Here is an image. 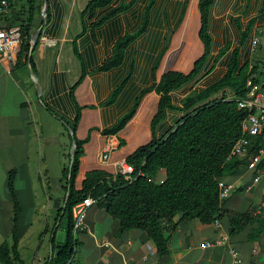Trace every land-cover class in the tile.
<instances>
[{
    "label": "crops",
    "instance_id": "1",
    "mask_svg": "<svg viewBox=\"0 0 264 264\" xmlns=\"http://www.w3.org/2000/svg\"><path fill=\"white\" fill-rule=\"evenodd\" d=\"M90 1L36 0L31 37L41 33L31 57L35 72L29 56L20 68L18 54L13 62L0 58V235L9 238L4 242L12 245L13 203L8 181L9 173L16 170L14 187L22 209L18 225L22 264H46L50 260L51 231L67 195L64 155L68 148L72 153L73 140L71 129L56 114L74 122L79 115L77 106L81 107L76 135L86 143L79 184L92 170L114 174L113 163L126 160L141 146L175 129L186 113L182 102L187 96L211 91L192 109L218 99H233L230 87L212 88L223 80L234 59L240 67L253 69L251 77L257 83L264 82V0H213L207 20V51L200 39L201 0H155L147 31L127 48L123 64L106 72L99 68L111 57L121 37L140 28L150 0H114L108 8L88 13L83 22L81 13ZM9 3L0 27L20 28L27 17L26 0ZM131 3L128 11L95 29L91 27L112 9ZM75 43L87 72L81 83L82 63L75 55ZM202 59L194 72L195 64ZM132 65L133 75L117 101L103 106ZM169 71L194 74L170 93L172 107L153 125L162 96L156 87ZM140 97L135 117L115 136L120 146L109 163L104 162L102 154L110 136L103 131L116 125ZM29 146L40 149L36 169L31 166ZM53 167L58 170L53 172ZM253 176L254 171L247 165L224 170L219 183L232 186L234 192L223 202L224 213L216 222L204 225L195 219L184 220L182 214L164 221L169 236V254L165 257H160L144 231L120 233V222L107 213L104 203L97 201L75 232L77 243L69 264H235L233 252L241 258L240 264H264V195L262 187L253 183ZM165 180L166 171L162 169L154 181ZM247 212L255 221L233 234L230 214ZM32 231L40 232L38 242L32 240L33 244ZM222 239L224 245L215 244Z\"/></svg>",
    "mask_w": 264,
    "mask_h": 264
},
{
    "label": "trees",
    "instance_id": "2",
    "mask_svg": "<svg viewBox=\"0 0 264 264\" xmlns=\"http://www.w3.org/2000/svg\"><path fill=\"white\" fill-rule=\"evenodd\" d=\"M113 1L91 0L81 13L83 22L88 13L93 15L98 9H106L111 6ZM212 1L201 0L200 2L202 22L200 39L205 45L206 51L210 42L207 33V20ZM154 2L155 0H150L147 5L140 28L134 33L125 34L115 43L111 57L99 68L100 72L110 71L123 64L127 48L147 31ZM26 3L27 17L20 26L23 42L18 52V68L28 62L30 45H27L26 42L31 39V24L36 11V0H26ZM132 5L133 3L122 4L112 9L102 20L92 24L91 27L95 29L105 21L128 11ZM46 11L47 17H49L48 10ZM85 30L86 26L84 25ZM74 49L76 57L82 63V77L79 82L81 83L87 72L76 43ZM202 61L203 59L195 64L194 72L199 68ZM30 63L35 72L31 59ZM194 72L191 75H184L180 72L169 71L163 75L156 87L157 92L162 96L153 125L164 118L167 108L172 107L170 93L188 82ZM252 74L253 69H249L248 65L240 67L237 59H234L223 80L212 88L215 90L230 87L234 91L233 99H218L192 109L194 105L204 100L211 91L205 94L195 93L187 96L182 102V110L186 113L177 122L175 129L168 131L161 139L154 138L126 159L127 163L135 167L136 174L140 171L144 174L132 183L127 182L120 175L115 177L113 174L102 170H92L85 175L81 183L77 184L80 159L84 154L83 146L86 143V141L78 139L76 135L81 118V107L77 106L79 115L74 122L56 114L66 125V128L74 132L76 148L74 155L72 153L69 155L72 166L66 167L63 171V179L66 183L64 188L69 197L65 206L60 209L55 227L51 231L53 255L46 264L70 263L77 243L73 208L88 196H92L96 201L105 204L107 213L120 222V233L133 229L144 231L155 243L160 257L169 254V236L163 233L164 221H170L178 214H182L184 220L195 219L204 225L216 222L224 213L223 202L220 200V175L226 169L247 165L245 160L233 159L232 162H229L231 161L229 156L234 145L243 136L242 123L251 113L239 109L237 100L246 97L247 80ZM132 75L133 65L103 106H111L117 101ZM262 87L264 88V82ZM75 88H72L73 98ZM140 101L141 97L116 125L103 131V134L116 136L123 131L135 117ZM263 137L264 133L255 139L250 149L251 154L264 147ZM70 138L73 140L71 135ZM162 169L166 171V180L163 183H157L154 181V177ZM16 174V170L9 173L8 194L13 203L11 217L13 243L9 245V243L4 242L0 245V262L3 264H22L18 251V225L22 209L14 187ZM255 219L250 212L230 214L232 233L241 232ZM63 221H66V242L58 245L56 232ZM45 233L46 231L41 234V238Z\"/></svg>",
    "mask_w": 264,
    "mask_h": 264
},
{
    "label": "built area",
    "instance_id": "3",
    "mask_svg": "<svg viewBox=\"0 0 264 264\" xmlns=\"http://www.w3.org/2000/svg\"><path fill=\"white\" fill-rule=\"evenodd\" d=\"M10 0H0V21L8 14ZM22 33L19 27H0V58L13 62L17 56L22 45ZM257 44V39L253 42ZM247 94L243 99H238V107L241 110H247L251 113L242 123L243 136L231 150L229 160H245L247 166L254 171L253 183L262 187L264 195V147H261L256 153L251 154L250 149L253 146L255 139L264 133V88L260 83H257L252 77L247 80ZM264 140V137H263ZM120 141L115 136L107 138V142L102 154V160L108 162L111 154L118 149ZM115 168L114 176H123L124 179L132 183L139 176H144L140 171L136 174L135 167L126 160H121L113 163ZM151 180V179H150ZM232 186L220 183V200L226 201L233 193ZM97 201L88 196L81 203L73 208V218L75 222V232H77L84 224L85 214L87 210L93 206ZM168 234L166 228L163 231ZM217 245H224L225 240L216 241ZM208 246L214 245L213 243L207 244ZM232 258L235 264L242 263L241 258L237 253L233 252Z\"/></svg>",
    "mask_w": 264,
    "mask_h": 264
},
{
    "label": "rangeland",
    "instance_id": "4",
    "mask_svg": "<svg viewBox=\"0 0 264 264\" xmlns=\"http://www.w3.org/2000/svg\"><path fill=\"white\" fill-rule=\"evenodd\" d=\"M20 150H21V153L24 152V150H22L21 148H20ZM70 154H71V148H68L66 150L65 155H64L66 160H67L66 167L70 166V157H69ZM39 155H40L39 146H29V157H30L31 166H32L33 169H36L35 165H36V162L38 161ZM56 170H58V168H56V167L52 168L53 172H56ZM37 173L39 174V171ZM53 174H56V173H53ZM57 174H58V172H57ZM39 233L40 232H36V231H32L30 233L31 243H32V240H34L36 243L38 242ZM66 236H67L66 235V221H63L62 225L57 229V232H56V241H57V243L58 244H64L66 242ZM5 240L9 241L10 239L6 238V237L3 238V236L0 235V243L4 242Z\"/></svg>",
    "mask_w": 264,
    "mask_h": 264
},
{
    "label": "water",
    "instance_id": "5",
    "mask_svg": "<svg viewBox=\"0 0 264 264\" xmlns=\"http://www.w3.org/2000/svg\"><path fill=\"white\" fill-rule=\"evenodd\" d=\"M46 13V11H45ZM40 31H38L33 37H31L30 40H28L26 42L27 45H30V54H29V60L31 59L32 57V53L34 52V49H35V45H36V40L38 39V37L40 36ZM32 75L35 77L34 73H32ZM71 135H72V138H73V141H72V155H74V151H75V148H76V140H75V135H74V132L71 130ZM72 166V162L70 163V167ZM68 197H69V194L67 193L66 195V199H65V203H64V206L68 200ZM0 264H3L2 262H0Z\"/></svg>",
    "mask_w": 264,
    "mask_h": 264
}]
</instances>
